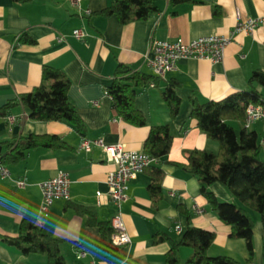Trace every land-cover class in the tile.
<instances>
[{
  "label": "crops",
  "instance_id": "obj_1",
  "mask_svg": "<svg viewBox=\"0 0 264 264\" xmlns=\"http://www.w3.org/2000/svg\"><path fill=\"white\" fill-rule=\"evenodd\" d=\"M113 1L86 0L77 7L70 0H0V143L35 134H54L67 143L58 149H31L21 160L6 164L11 178L0 175V264H48L46 254H26L3 239L19 235L23 219L42 224L51 236L63 239L61 253L66 264H170L167 253L171 244L155 242V237L165 233L180 243L189 224L216 233L209 256L225 255L243 264H264V225L259 214L251 213L255 220L254 259L249 263L246 240L231 237V226L211 209L201 193L199 179L176 165L186 162L192 150H219L218 142L209 139L191 117L192 97L202 102L222 100L245 90L255 70L264 71V0H187L176 4L158 0V13L127 23L116 14L102 13ZM86 9L92 13L87 15ZM239 19L259 22L250 33L235 32ZM77 28H85L89 36L75 38L72 33ZM25 32L36 43H20ZM211 35L233 37L222 60L181 59L166 75V80L181 82L177 91L182 105L177 117H172L162 96L166 80L137 92L135 103L145 115L146 125H133L117 115L106 89L119 63L154 74L149 65L152 40L187 41ZM43 65L60 68L71 80L69 97L86 124L85 137L69 122L33 120L23 106L7 107L11 100L40 84ZM257 90L264 98V86H257ZM10 117L14 118L12 122ZM230 123L238 131L243 127V123ZM164 124L170 126L173 145L163 158L160 205H152L148 191L151 178L146 172L130 181L129 200L121 213L131 243L126 246L125 259L108 261L94 246L100 239L99 227L88 225L73 205L93 208L99 220L111 221L119 212L108 195L107 178L114 165L106 160L102 148L86 152L81 142L84 138H102L107 144L144 151L151 127ZM249 130L259 135L264 161V122H254ZM59 170L70 176V198L56 199L44 215L39 184ZM18 180H25L26 186L19 187ZM210 189L222 201L234 200L220 183ZM179 206L190 211V218ZM177 225H181V232L176 230ZM79 251L87 255L78 258ZM192 254L191 247L181 246L179 264H186Z\"/></svg>",
  "mask_w": 264,
  "mask_h": 264
},
{
  "label": "trees",
  "instance_id": "obj_2",
  "mask_svg": "<svg viewBox=\"0 0 264 264\" xmlns=\"http://www.w3.org/2000/svg\"><path fill=\"white\" fill-rule=\"evenodd\" d=\"M28 1V0H22ZM158 0H114L103 14H116L122 23L147 19L158 13ZM187 0H172L173 4ZM20 43H36V39L25 32L20 36ZM163 80L154 74L137 71L129 65L119 63L111 85L106 89L112 99L113 108L123 120L136 125L147 124L145 115L139 110L135 98L139 89L151 82L159 85ZM264 86V71L255 70L249 79L248 87L222 100L200 101L192 97L191 117L209 139L217 141V152L207 149L192 150L186 162L176 165L195 175L200 181L201 193L207 198L212 210L220 219L231 226V237L246 240L249 260L254 259L253 232L255 220L252 212L259 214L264 225V161L261 158L263 146L256 131L241 127L238 131L230 121L243 123L249 104H263L257 86ZM71 80L60 68L43 65L41 82L30 92L11 100L7 107L23 106L33 120L66 121L77 132L86 136L87 127L76 106L69 97ZM181 82L166 80L162 96L173 118L179 115L182 98L178 94ZM173 145V135L168 124L152 126L145 140L143 150L155 157L157 163L148 166L146 172L151 183L148 191L152 205L158 208L162 200V184L165 176L164 160ZM66 141L54 134L32 135L0 143V156L5 164L16 162L26 153L38 147L58 149L66 147ZM214 183L222 184L234 197L231 202L220 200L210 189ZM79 215L86 217L88 225L98 226L100 239L94 246L101 251L108 261H122L126 257V247L116 246L112 242L113 227L111 221L98 219L95 209L74 204ZM181 212L189 218L190 211L179 206ZM214 231L188 225L180 243L175 242L165 233H158L155 242L169 241L171 248L167 253L170 264H179V248L189 246L193 254L186 264H243L230 256L212 257L208 249L215 239ZM3 239L21 249L24 253H44L48 264H66L61 253L63 239L51 236L46 228L31 219H23L17 236H4Z\"/></svg>",
  "mask_w": 264,
  "mask_h": 264
},
{
  "label": "built area",
  "instance_id": "obj_3",
  "mask_svg": "<svg viewBox=\"0 0 264 264\" xmlns=\"http://www.w3.org/2000/svg\"><path fill=\"white\" fill-rule=\"evenodd\" d=\"M83 1L86 0H70L71 4L81 7ZM85 13L90 15V9H86ZM258 19H239L235 32H252L258 25ZM72 35L77 39H85L89 36L85 28H77L73 30ZM232 36H200L190 40L177 38L174 40H159L151 41V51L153 56L149 59L155 76L162 80H166L168 72L176 67V63L181 59L196 58L206 59L211 62H218L223 59L227 46L231 43ZM155 87V82L150 83ZM14 118L10 117L9 121ZM256 121L264 122V103L249 104L246 108L244 127L249 129ZM94 147L103 149L106 155V160L114 165V168L108 173L107 185L108 195L112 202L118 207L119 212L111 219V225L114 229L112 234V242L116 246H128L131 243L124 221L122 219L121 209L125 202L129 200V183L139 173L157 163V159L144 151L126 149L122 144H107L104 139H89L84 138L81 142V148L90 152ZM0 175L2 178H11L9 167L3 162L0 156ZM19 187L26 186L25 180L16 181ZM42 191L41 212L46 214L56 199L70 198L71 179L67 171L59 170L57 175L42 181L39 184ZM101 195V192H98ZM178 232L182 231L181 225L176 226ZM87 255L85 251L78 252V258H83ZM94 263V262H93Z\"/></svg>",
  "mask_w": 264,
  "mask_h": 264
}]
</instances>
